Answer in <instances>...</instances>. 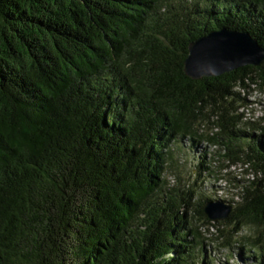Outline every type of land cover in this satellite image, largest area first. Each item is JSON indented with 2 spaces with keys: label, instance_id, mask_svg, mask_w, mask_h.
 Returning <instances> with one entry per match:
<instances>
[{
  "label": "trees",
  "instance_id": "1",
  "mask_svg": "<svg viewBox=\"0 0 264 264\" xmlns=\"http://www.w3.org/2000/svg\"><path fill=\"white\" fill-rule=\"evenodd\" d=\"M222 27L264 47V0H0V264H214L209 226L264 264V115L244 113L264 68L183 72ZM184 140L244 167L235 197L169 184ZM209 200L232 211L214 222Z\"/></svg>",
  "mask_w": 264,
  "mask_h": 264
},
{
  "label": "rangeland",
  "instance_id": "2",
  "mask_svg": "<svg viewBox=\"0 0 264 264\" xmlns=\"http://www.w3.org/2000/svg\"><path fill=\"white\" fill-rule=\"evenodd\" d=\"M249 105L246 110H244L245 116L247 118L256 119L264 115V95L260 92H253L248 98ZM206 149V157L211 165L210 171L202 174V176L197 177L195 175L198 170L197 167V154L201 150ZM219 146H210L206 142H201L199 145L193 149H190L187 141H182L179 145L178 152L175 153V165L172 164L170 168L166 169L165 177L169 184L172 186L187 183L195 184L198 186L199 192L203 196L211 197L215 199H228L236 196V189L232 187L231 181L233 177L247 176L244 173V167L239 166H229L226 169L219 170L218 167V157L217 150ZM211 157L214 159L212 160ZM196 168V169H195ZM195 187V186H194ZM250 227H244L241 230L242 235H248L251 232ZM204 236L207 238L208 243L207 248L210 249L211 258L214 264H219V261H223L227 258L229 263L239 264V260L235 256L238 254V248L236 244L233 247L222 246L220 244L222 237H218V231L213 226L204 227Z\"/></svg>",
  "mask_w": 264,
  "mask_h": 264
},
{
  "label": "water",
  "instance_id": "3",
  "mask_svg": "<svg viewBox=\"0 0 264 264\" xmlns=\"http://www.w3.org/2000/svg\"><path fill=\"white\" fill-rule=\"evenodd\" d=\"M183 72L192 80L216 77L242 66L264 68V47L247 31L218 28L188 43ZM232 206L222 200L205 202L204 214L212 221L225 219Z\"/></svg>",
  "mask_w": 264,
  "mask_h": 264
},
{
  "label": "bare ground",
  "instance_id": "4",
  "mask_svg": "<svg viewBox=\"0 0 264 264\" xmlns=\"http://www.w3.org/2000/svg\"><path fill=\"white\" fill-rule=\"evenodd\" d=\"M264 95V94H263Z\"/></svg>",
  "mask_w": 264,
  "mask_h": 264
},
{
  "label": "built area",
  "instance_id": "5",
  "mask_svg": "<svg viewBox=\"0 0 264 264\" xmlns=\"http://www.w3.org/2000/svg\"><path fill=\"white\" fill-rule=\"evenodd\" d=\"M245 110V109H244Z\"/></svg>",
  "mask_w": 264,
  "mask_h": 264
}]
</instances>
